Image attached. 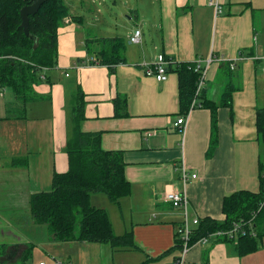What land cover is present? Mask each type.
Listing matches in <instances>:
<instances>
[{"label":"crops","instance_id":"0c3cea01","mask_svg":"<svg viewBox=\"0 0 264 264\" xmlns=\"http://www.w3.org/2000/svg\"><path fill=\"white\" fill-rule=\"evenodd\" d=\"M67 1L79 10L70 12L69 6L64 17L68 21L63 19L57 29V65L41 72L34 86L40 97L25 105L22 117L8 114L10 108L16 112L15 101L0 105V264H21L25 256H30L27 264H141L149 258V264H173L180 255L173 247L182 215L162 196L170 187L182 189L181 167L197 173L185 190L190 215L198 218L222 220L224 195L256 191L264 177V142L254 124L256 108L264 106V0H222L217 17L208 0H135L128 11L133 23L125 36L109 29L117 27L112 21L117 6L94 11L90 4L97 0ZM134 28L142 31L141 42L131 44ZM100 37H122L125 61L112 69L97 64ZM249 51L253 58L227 68L240 52ZM158 54L173 61L209 55L220 59L208 68L203 89L204 96L217 103L233 74L234 82L242 83L232 94V115L224 106L216 110L213 148L208 108H193L183 132L173 128L181 115L175 74L158 82L145 73ZM79 87L86 103L80 129L101 132L105 150L122 151L131 186L119 202L96 193L89 201L106 210L115 234L132 232L135 249L56 242L45 225L34 224L30 217V196L51 190L53 174L68 169L70 103ZM122 96L126 115L117 117L113 100ZM14 158L26 163L13 164ZM184 264H264V237L255 253L241 257L233 242L212 237L193 244Z\"/></svg>","mask_w":264,"mask_h":264},{"label":"trees","instance_id":"16d2710c","mask_svg":"<svg viewBox=\"0 0 264 264\" xmlns=\"http://www.w3.org/2000/svg\"><path fill=\"white\" fill-rule=\"evenodd\" d=\"M30 0H0V92L2 89L13 93L16 116L22 117L26 104L40 97L34 86L42 78L41 72L57 65V29L63 24V17L69 15V6L63 0H46L34 15L29 16V32L36 36L30 39L20 28V9L30 4ZM100 50L95 54L101 65L113 66L124 62L126 42L122 37H100L96 39ZM243 56H253L251 51ZM167 59L166 71L174 73L177 79L178 115L186 113L195 95L196 80L199 72L194 71L191 62ZM237 64V63H236ZM227 68L229 65L227 63ZM232 74V73H231ZM233 74L220 94L219 102L199 94L198 107L208 108L211 112L212 141L215 146L218 127L217 112L220 106L227 107L232 115V94L242 88V83H235ZM73 96V107L69 119V136L66 141L68 169L55 172L51 190L32 194L29 198V213L32 222L45 225L53 241L63 242H96L107 243L113 249L136 248L132 242V232L117 235L106 210L96 207L89 201L90 195L102 192L111 202L130 193L131 186L126 178L125 162L122 151L105 150L101 145V132H86L80 129L84 119V91L80 87ZM114 116L126 115V98L115 97ZM13 111V110H11ZM1 118V117H0ZM257 138L264 142V106L256 108L255 122ZM13 164H25L23 159L14 158ZM260 186L256 191L239 189L224 195L220 210L222 220L199 218L192 231L190 242L211 234L216 230H226L234 222L249 220L253 217L250 232L240 234L237 239L224 238L234 243L238 256L255 253L261 246L264 237V177H260ZM80 216L76 230L77 217ZM173 248L180 249L181 240L175 233ZM170 252V250L168 251ZM25 256L21 264H27ZM158 258V257H157ZM150 258L141 264H149ZM156 260V259H155Z\"/></svg>","mask_w":264,"mask_h":264},{"label":"built area","instance_id":"2783aa9c","mask_svg":"<svg viewBox=\"0 0 264 264\" xmlns=\"http://www.w3.org/2000/svg\"><path fill=\"white\" fill-rule=\"evenodd\" d=\"M208 4L213 8V14L215 17L217 15L221 14L223 11L222 7V0H208ZM65 17V16H64ZM64 20L68 21V18H64ZM141 34L142 31H140L139 28H134L133 33L129 36V43H140L141 42ZM246 58H253V56H243L242 54H238V57L232 59L228 62L229 69L233 70V68L236 66V63L242 60H245ZM221 61L220 59L216 58L215 56L209 55V57L204 59H196L193 61H190L192 63V67L194 71L199 72L198 78L196 80V89H195V95L192 98V103L190 105L189 110L181 114L179 118L176 119V121L172 124L173 128L177 129L180 132H183L184 130V124L186 122V119L190 115V111L193 110V108L198 107L200 105L199 103V94L205 87V80L207 78L208 74V68L210 65L215 61ZM167 59L164 58L163 54H158L156 56V61L148 64V67L145 70V73L147 75H153L155 79L158 82H163L168 76V72L166 71L167 67ZM99 64V63H97ZM2 89L0 92V95L2 94ZM197 173H190L187 169L184 167H181V183H182V189H177L174 187L168 188L163 193V200L167 203H170V205L174 208H177L179 212H181L182 219L179 224V227L177 229L179 240H181V246L179 249V257L173 262V264H184L185 256L188 252V250L191 248L193 244H198V242H206L212 237L217 238H232L237 239V236L240 234H244L246 232H250L251 235L254 236L255 232L251 230L253 225V217L249 220H240L239 222H234L233 225L226 229V230H216L212 232L209 235L202 236L198 238V241L195 243H191L190 237L192 236L193 229L197 226L199 222L198 217H191L190 211H189V199L186 195L185 187L187 185V182L190 178H196ZM39 264H44V262H41Z\"/></svg>","mask_w":264,"mask_h":264},{"label":"rangeland","instance_id":"374dc122","mask_svg":"<svg viewBox=\"0 0 264 264\" xmlns=\"http://www.w3.org/2000/svg\"><path fill=\"white\" fill-rule=\"evenodd\" d=\"M140 1L141 0H139V2ZM66 2L68 4V6H70V12H76L79 10V9H77L76 6H71L69 1L66 0ZM76 4L77 3H74V5H76ZM115 4H117V5H115ZM115 4H113L111 0H105V2L103 4H101L100 0H97L94 3L90 4V7L94 11H96L99 8L100 10L109 12L108 11L109 8L114 9L115 6H117L116 7V15H113V17H112L113 18L112 21L117 25V27L116 28H109V29H111V31L115 32V34H117L118 36L119 35L125 36L126 30L128 28H130L132 26V23H133L132 22L133 19L129 20L128 15H130V14L128 11H129L130 6L135 5V0H115ZM3 93L5 96L0 95V105H4L7 103V107H8V106H10V103L13 104L15 101L13 93L10 90H5ZM75 94H73V95H75ZM73 99H74V97L71 98V103H70V104H72V106H73ZM11 109L12 108L9 109L10 111H8V114L16 113V112L11 111ZM3 113H4V109H1L0 114H3ZM96 194L103 195L104 193L99 191V192H96ZM79 220H80V216L77 217L76 230L78 229Z\"/></svg>","mask_w":264,"mask_h":264},{"label":"water","instance_id":"95a60500","mask_svg":"<svg viewBox=\"0 0 264 264\" xmlns=\"http://www.w3.org/2000/svg\"><path fill=\"white\" fill-rule=\"evenodd\" d=\"M46 0H30V4L24 5L20 9V18H21V23H20V28L22 27L23 32L26 36H28L30 39L35 40L36 36H33L29 32V16L34 15L39 8L40 5H42Z\"/></svg>","mask_w":264,"mask_h":264}]
</instances>
